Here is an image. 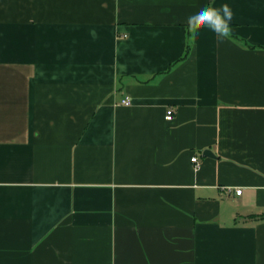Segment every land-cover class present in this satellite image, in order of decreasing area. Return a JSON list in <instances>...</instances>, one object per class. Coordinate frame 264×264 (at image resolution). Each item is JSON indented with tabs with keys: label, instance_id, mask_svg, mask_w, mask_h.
Listing matches in <instances>:
<instances>
[{
	"label": "crops",
	"instance_id": "1",
	"mask_svg": "<svg viewBox=\"0 0 264 264\" xmlns=\"http://www.w3.org/2000/svg\"><path fill=\"white\" fill-rule=\"evenodd\" d=\"M0 264H264V0H0Z\"/></svg>",
	"mask_w": 264,
	"mask_h": 264
},
{
	"label": "clouds",
	"instance_id": "2",
	"mask_svg": "<svg viewBox=\"0 0 264 264\" xmlns=\"http://www.w3.org/2000/svg\"><path fill=\"white\" fill-rule=\"evenodd\" d=\"M232 19L233 12L229 5L206 6L186 18V30L192 38L198 37L205 30L210 31L222 43L231 38Z\"/></svg>",
	"mask_w": 264,
	"mask_h": 264
},
{
	"label": "built area",
	"instance_id": "3",
	"mask_svg": "<svg viewBox=\"0 0 264 264\" xmlns=\"http://www.w3.org/2000/svg\"><path fill=\"white\" fill-rule=\"evenodd\" d=\"M123 103H126V104H129L131 103V98L130 97H126L123 99ZM173 109H169L168 110V113H167V118L168 119H172L173 118ZM192 161L196 162V167H199V162H198V156H193L192 157ZM242 192V189H237L236 190V193L237 194H241Z\"/></svg>",
	"mask_w": 264,
	"mask_h": 264
},
{
	"label": "water",
	"instance_id": "4",
	"mask_svg": "<svg viewBox=\"0 0 264 264\" xmlns=\"http://www.w3.org/2000/svg\"><path fill=\"white\" fill-rule=\"evenodd\" d=\"M204 154H205V155H209V156H214L212 150H210V149H206V150L204 151Z\"/></svg>",
	"mask_w": 264,
	"mask_h": 264
}]
</instances>
